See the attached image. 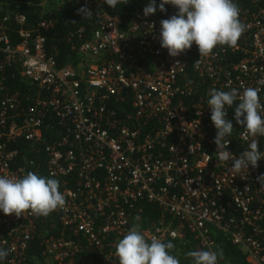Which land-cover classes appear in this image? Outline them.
Returning <instances> with one entry per match:
<instances>
[{
  "label": "built area",
  "instance_id": "1",
  "mask_svg": "<svg viewBox=\"0 0 264 264\" xmlns=\"http://www.w3.org/2000/svg\"><path fill=\"white\" fill-rule=\"evenodd\" d=\"M82 1L99 21L90 38L79 30L84 40L77 64L59 66L48 49L43 30L52 22L30 28L25 15L12 23L10 16L0 14V72L15 65L41 92L28 105L18 91L0 83V175L22 178L29 172L34 161H26L11 143L42 140L46 119L56 115L66 134L46 145L47 169L51 177L62 179L59 191L66 205L54 212L64 229L86 238L89 250L73 238L49 237L44 258L31 255L36 216L0 210V247L9 250L0 264H96L92 250L103 256V264L111 259L119 264L116 245L139 224L131 210L140 200L155 202L179 218L176 227L164 221L140 227L148 242L153 237L163 242L183 238L189 230L200 245L214 251L215 227L242 248L251 264H264V186L257 180L264 174V157L258 167L249 165L240 173L232 170L231 160H218L208 105L212 88L243 93L249 87L259 89L264 105V0H252L255 9L239 8L246 31L236 47L218 45L211 55L200 56L193 42L176 57L161 46L160 21L144 15L147 4H137L129 26L122 27L105 0ZM232 54L242 57L234 60ZM194 95H199L195 102L185 103V97ZM117 102L122 107L116 108ZM126 103L133 113L123 107ZM134 119L138 126H132ZM245 135V129L237 135L240 150L228 138L227 150L237 158L248 149L251 138ZM263 137H256L261 152ZM71 175L78 181L73 187L65 178Z\"/></svg>",
  "mask_w": 264,
  "mask_h": 264
},
{
  "label": "clouds",
  "instance_id": "2",
  "mask_svg": "<svg viewBox=\"0 0 264 264\" xmlns=\"http://www.w3.org/2000/svg\"><path fill=\"white\" fill-rule=\"evenodd\" d=\"M110 8L128 0H105ZM178 9L176 14L160 21V43L170 56L176 57L190 49L193 42L198 46L200 56H209L213 49L220 46L236 47L246 31V25L239 19L240 10L234 0H160L159 10L166 12L165 5ZM156 0H149L144 7L145 16L155 14ZM78 13L83 18L92 16L90 9L82 6ZM154 27V25H152ZM197 61L194 65H198ZM259 89L245 88L240 93L236 88L230 91L210 89L208 105L211 108V120L217 130L214 137L218 160L232 161V170L237 173L258 167V161L264 157L256 137L264 136V105L258 95ZM234 108L237 124L246 130L245 139L251 138L248 149L237 158L227 150L229 137L233 132V123L227 119V107ZM264 186V174L257 177ZM60 182L55 178L28 172L22 178H9L0 175V210L6 215L22 216L24 212L47 217L51 212L66 205L65 196L59 191ZM175 245L153 237L148 242L140 230L139 224L133 225L127 234L118 241L116 255L119 264H180L177 257L170 254ZM9 255V250L0 247V261ZM193 264H218L223 258L222 249L218 251L195 250L186 254Z\"/></svg>",
  "mask_w": 264,
  "mask_h": 264
},
{
  "label": "trees",
  "instance_id": "3",
  "mask_svg": "<svg viewBox=\"0 0 264 264\" xmlns=\"http://www.w3.org/2000/svg\"><path fill=\"white\" fill-rule=\"evenodd\" d=\"M239 8L244 9H255V5L252 0H234ZM149 0H128V3H118L115 8H110L106 3L103 4L105 8L111 13L119 16L121 20L122 27H128L131 18L133 8L137 4H148ZM157 11L154 17L161 21L162 19H168L170 16L176 14L178 9L172 5H165L166 12H161L159 10L160 0H156ZM84 6L82 0H0V14L8 15L11 18V22L15 23V17L17 15L26 16V27L35 28L43 20L52 22L49 30L44 31L47 36V47L50 51H53L58 60L59 66H64L68 63L77 64L80 60L81 53L79 51L80 44L83 42L85 36L90 38L93 34L95 28L98 25L99 19L96 17L83 18L81 14L78 13V9ZM84 29V38L81 39L78 36L80 29ZM15 37V34H13ZM226 46V45H225ZM228 47V46H226ZM196 52L193 53V57L189 63L188 72L190 76H193V63L195 60ZM234 60H239L242 56L232 54ZM198 80L197 77H194ZM200 80V79H199ZM0 83L7 85L10 89L16 90L20 93L21 101L24 104H28L34 99L39 92L38 87L34 84L23 79L20 70L15 65H9L4 72H0ZM209 84V82L207 81ZM45 93L42 94L44 96ZM1 96V94H0ZM199 98V95H194L192 97H185V103L191 105L195 100ZM130 103V102H129ZM126 103L123 107L132 111L130 104ZM239 101L234 102L232 107L226 106V111L228 113L227 119H230L233 123V132L229 137L233 140L236 149L240 150L242 147L237 135L240 131L245 128L237 124L234 116V108ZM116 108L122 107L120 102L115 103ZM29 105V104H28ZM153 120L149 121V126H152ZM148 123L143 127L144 131H147ZM132 126H138L139 122L132 120ZM141 124V123H140ZM66 128L62 125L59 118L56 115L48 116L43 125V137L40 141H28L25 139H17L15 142L11 143V147H17L20 149L22 156L26 161L33 160L34 164L28 167L29 172H34L38 175L53 178L49 175L47 169V158L48 152L46 151V145L54 144L62 139L66 134ZM264 142V137L262 138ZM39 150V151H38ZM22 160V159H21ZM66 181H70L69 187L76 186L78 181L75 175L66 176ZM61 180L60 188H62ZM64 182V181H63ZM132 218L139 223L140 227H149L158 224L160 221H164L167 224H171L173 227L178 226L179 218L164 211L159 204L155 202H149L147 200L138 201L134 208H132ZM37 233L31 240L30 254L36 255L40 258H44V240L49 237L56 238H73L79 241L88 251L89 242L82 235H74L72 231L64 229L59 223V218L55 212H51L47 217H37ZM262 234L261 239L264 244V218L260 220ZM212 238L216 241L214 246V251L222 249L223 258L218 260V264H251L240 246L235 245L232 240L225 235L221 230L212 227L211 228ZM171 241L175 248L170 251V254L177 257L180 264H193L191 257L186 254L189 251L195 250H208L199 244L198 239L194 236L193 232L186 230L183 238L168 239L165 241L167 243ZM91 256L95 260L96 264H103L104 258L98 251H91ZM114 260L108 264H113Z\"/></svg>",
  "mask_w": 264,
  "mask_h": 264
},
{
  "label": "crops",
  "instance_id": "4",
  "mask_svg": "<svg viewBox=\"0 0 264 264\" xmlns=\"http://www.w3.org/2000/svg\"><path fill=\"white\" fill-rule=\"evenodd\" d=\"M110 12V11H109ZM113 14V13H112ZM131 20H132V18H131ZM37 93H38V91H37ZM41 92L39 91V94H40ZM39 94L37 95V96H39Z\"/></svg>",
  "mask_w": 264,
  "mask_h": 264
}]
</instances>
